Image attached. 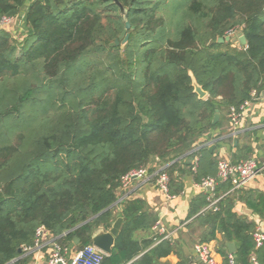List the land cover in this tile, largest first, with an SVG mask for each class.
<instances>
[{
    "label": "trees",
    "instance_id": "obj_1",
    "mask_svg": "<svg viewBox=\"0 0 264 264\" xmlns=\"http://www.w3.org/2000/svg\"><path fill=\"white\" fill-rule=\"evenodd\" d=\"M3 18L22 31L0 27V264H27L40 229L63 254L91 245L118 219L124 177L160 167L172 198L188 177L215 178L213 193L191 201L185 229L200 230L201 244L222 234L226 262L235 242L237 264H264L258 224L235 205L264 220V196L220 180L209 148L237 141L231 164L251 159L239 139L248 133L230 136V114L264 90V0H0ZM127 23L128 42L111 47ZM234 35L246 45L219 42ZM118 215L122 231L102 264H160L177 252L162 236L137 239L158 221L142 199Z\"/></svg>",
    "mask_w": 264,
    "mask_h": 264
},
{
    "label": "crops",
    "instance_id": "obj_2",
    "mask_svg": "<svg viewBox=\"0 0 264 264\" xmlns=\"http://www.w3.org/2000/svg\"><path fill=\"white\" fill-rule=\"evenodd\" d=\"M240 37L241 36H238L237 38L236 35H234V37L231 38L240 40ZM248 109L249 110L244 115V119L240 123V135L248 133V136L247 140L244 136L239 138L241 141L240 145L249 143V147L253 150L251 158L255 159L260 168V172L245 184L244 189L248 191L253 190L264 196V90L262 92H257L255 98H251V104ZM227 127L229 128V125ZM219 133L220 130H215L212 132V135L217 136ZM238 136L239 135L233 136L234 140ZM226 138L227 137H224L222 139L224 140ZM206 144L207 143L204 142V145ZM213 145H215L216 148L213 152H215L220 161L231 162L233 156L237 154V141L233 146L227 142H220L218 144L211 142L209 148ZM195 184L197 183H193L192 179L188 177L186 179L185 192L181 196L171 199L168 198L163 190L157 185L156 179L147 182H143L139 179L132 180L121 190L118 203L114 207V211L118 217H120L118 213L120 212L121 205L124 201L140 198L146 203L149 210L158 216L157 222H159V226L163 228V232L156 229V227L149 232H140L137 235V239L150 240L157 236H162L164 239L175 241L177 243V252L166 258H162L159 261L160 264H209L198 255L196 247L199 245H205L208 247L212 263L229 264L226 262L225 257L219 252L223 241L222 234H217L215 241L201 244L198 238L200 230L197 229L196 231L191 232L185 229V224L190 221H186L190 211L189 205L196 195L203 192V189L196 187ZM235 205L236 212L239 215L247 217L252 221L255 220L258 224V228L264 233V220L260 219L259 216L243 202H236ZM226 244L228 255H233L230 253L228 247V244L230 243ZM235 245L237 255V243H235ZM51 252L52 250L50 249H44L41 252L36 251L30 253L28 254L30 259L27 264H48ZM236 255L233 256L235 257Z\"/></svg>",
    "mask_w": 264,
    "mask_h": 264
},
{
    "label": "built area",
    "instance_id": "obj_3",
    "mask_svg": "<svg viewBox=\"0 0 264 264\" xmlns=\"http://www.w3.org/2000/svg\"><path fill=\"white\" fill-rule=\"evenodd\" d=\"M15 21L16 20L10 18L0 19V27L9 26ZM256 96L257 91H254L251 95V98H255ZM250 104L251 99L249 101H246L238 108H231L230 136H237L241 133L240 123L244 119V115L249 110L248 108L250 107ZM204 146H208V144L204 145V143H201L197 146L196 150H199ZM197 161L198 158L194 157L193 168L196 166ZM218 167V178L222 181H231L233 190L244 189L245 184L253 177L257 176L260 172V168L253 158L238 164H231V162L228 161H220ZM163 170L164 168L160 167L156 171V173H150L148 168L137 169L136 171H133L124 177L123 188L126 187L132 180L139 179L143 182H147L149 180L156 179L157 185L163 190L167 197L171 199L172 197L169 195L168 187L169 177ZM195 185L196 187L207 189L208 191H210V193H213L216 187V179H203L200 183H197ZM216 202L217 201L214 200V202L210 204V208H214ZM156 229H159L163 232V228L159 226V222H157L156 224ZM253 237L256 246L261 247L264 241V233L261 231V229L258 228ZM46 247L52 249L48 264H102L104 258L108 256L103 250L95 247L93 244L83 246L80 250L71 254H69L68 251H65V254H63L62 249L56 244L55 239L51 238L47 233H45L44 230L41 229L38 230L35 246L33 248H24V252L26 254H30L36 251L41 252L42 250L46 249ZM196 251L202 259L207 261V263L214 264L210 260V250L207 246L199 245L196 247ZM251 262L253 264H258L255 257L251 259ZM228 263L237 264L236 256L234 257L233 255H230L228 257Z\"/></svg>",
    "mask_w": 264,
    "mask_h": 264
},
{
    "label": "water",
    "instance_id": "obj_4",
    "mask_svg": "<svg viewBox=\"0 0 264 264\" xmlns=\"http://www.w3.org/2000/svg\"><path fill=\"white\" fill-rule=\"evenodd\" d=\"M117 1V0H115ZM130 30V24L127 23L125 29L123 30V32L120 34V37L118 39L115 40V42L113 44H111V47L119 46L121 41L123 44H126L130 38V35H128V31ZM231 39V37H227L225 39H219L220 43H223L224 41L229 42V40ZM240 43L245 46L246 45V38L244 36L240 37ZM193 77V86H194V91L199 95L200 99H205L207 97V93L202 90V88L197 84L194 76ZM220 119V113L217 112L214 120H213V124H216ZM215 145L210 147V152L213 153V151L215 150ZM124 222V219L122 217H118V219L112 223L111 225V229L110 230H105L103 228H101L97 233H95V235L92 238V244L103 250L107 255H111L115 249V242L116 240L119 238V235L122 231V224ZM75 245L79 244V240L75 239L74 240ZM228 247L230 249V253L233 255H236V245L234 244H228Z\"/></svg>",
    "mask_w": 264,
    "mask_h": 264
},
{
    "label": "rangeland",
    "instance_id": "obj_5",
    "mask_svg": "<svg viewBox=\"0 0 264 264\" xmlns=\"http://www.w3.org/2000/svg\"><path fill=\"white\" fill-rule=\"evenodd\" d=\"M5 27H8L9 29H12L13 32H18V30L22 31V30H20V29H22V24H21V22L19 20L15 21L11 25L5 26Z\"/></svg>",
    "mask_w": 264,
    "mask_h": 264
}]
</instances>
